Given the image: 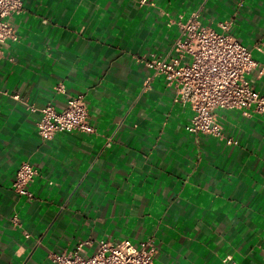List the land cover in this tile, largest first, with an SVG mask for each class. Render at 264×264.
<instances>
[{
    "label": "crops",
    "instance_id": "1",
    "mask_svg": "<svg viewBox=\"0 0 264 264\" xmlns=\"http://www.w3.org/2000/svg\"><path fill=\"white\" fill-rule=\"evenodd\" d=\"M141 1L22 0L12 18L17 41L0 61V264H50L83 242L90 256L102 240H151L153 264L262 263L264 116L216 111L236 146L190 134L192 111L145 63L174 56L175 23L198 12L217 32L229 23L264 65V0ZM247 79L264 92V73ZM77 95L95 132L42 141L40 110ZM22 163L38 172L32 199L11 189Z\"/></svg>",
    "mask_w": 264,
    "mask_h": 264
},
{
    "label": "built area",
    "instance_id": "2",
    "mask_svg": "<svg viewBox=\"0 0 264 264\" xmlns=\"http://www.w3.org/2000/svg\"><path fill=\"white\" fill-rule=\"evenodd\" d=\"M22 12V0H0V61L4 45L17 41L12 18ZM175 24L179 36L173 44L174 56L153 57L145 66L154 77L162 76L166 85L175 91L174 102L188 106L192 111L186 127L188 133L224 141L228 147L236 146L234 138L225 137L216 111H240L245 116L251 113L264 116V92L255 91L247 79L254 70L264 73V65L257 64L248 49L228 33L229 23L220 25L221 32H216L202 25L199 13L195 12L186 22ZM149 81L150 78L145 80L144 90L148 89ZM55 91L63 94V85H58ZM12 98L21 102L18 94L12 95ZM36 131L42 141H47L59 133L91 135L95 129L90 123L84 97L77 95L67 97L61 111L47 103L40 110ZM37 174L33 166L22 163L14 175L12 191L32 199L28 187ZM89 244L79 243L72 251L51 252L48 261L50 264H153L156 253L151 240L136 244L131 241L113 244L102 240L97 243L96 252L86 256L84 248ZM223 263L233 264L228 260ZM261 264H264V257Z\"/></svg>",
    "mask_w": 264,
    "mask_h": 264
},
{
    "label": "rangeland",
    "instance_id": "3",
    "mask_svg": "<svg viewBox=\"0 0 264 264\" xmlns=\"http://www.w3.org/2000/svg\"><path fill=\"white\" fill-rule=\"evenodd\" d=\"M217 32V31H216Z\"/></svg>",
    "mask_w": 264,
    "mask_h": 264
}]
</instances>
